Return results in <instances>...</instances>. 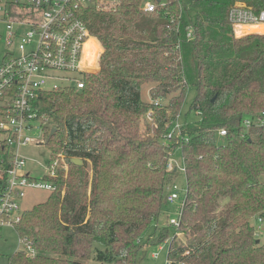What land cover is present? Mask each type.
Listing matches in <instances>:
<instances>
[{"label": "trees", "instance_id": "16d2710c", "mask_svg": "<svg viewBox=\"0 0 264 264\" xmlns=\"http://www.w3.org/2000/svg\"><path fill=\"white\" fill-rule=\"evenodd\" d=\"M94 1L80 16L104 47L99 72L85 74L81 89L42 92L36 103L44 144L69 169L50 179L56 189L45 201L24 210L15 228L35 252L17 251L9 264H137L153 221L166 239L173 224L162 227L159 218L176 171H167L162 137L191 85L190 109L200 117L184 124V237L168 242V264H264L252 222L264 226V126L243 124L264 111V33H235L227 14L237 0H154L152 11L146 0Z\"/></svg>", "mask_w": 264, "mask_h": 264}, {"label": "built area", "instance_id": "2783aa9c", "mask_svg": "<svg viewBox=\"0 0 264 264\" xmlns=\"http://www.w3.org/2000/svg\"><path fill=\"white\" fill-rule=\"evenodd\" d=\"M98 1L105 3L106 0ZM94 3V0H0V21L8 29V50L0 61V134L4 135L0 141V150L3 151L0 154V178L7 174L6 185L0 190V228L15 227L22 219L24 210L21 201L29 189L54 191L56 185L50 179L57 177L59 168L69 169L65 155L59 153L45 167V175L41 179L35 178L21 171L26 158L20 155L19 148L32 142H45V138L35 140L27 135L33 130L35 121L40 122L43 130L42 121L36 114V103L42 92L85 86L84 76L92 72L86 61V45L98 38L91 34L80 16V10ZM155 8L154 0L145 1V10ZM227 18L236 34H240L241 27H262L254 31L264 33V6L258 8L245 0H237L230 6ZM97 53L99 67L103 52ZM243 124L246 129L264 126V111L246 116ZM184 126L176 120L163 139L170 155L166 167L169 172L177 171L172 157L174 151H182L184 143L189 140ZM227 133L225 128L218 131L220 137H225ZM15 144L18 146L17 153L11 149ZM7 163L11 164L9 168ZM182 169L186 172L185 160ZM187 193L188 187L178 216L171 217L170 224L180 225ZM165 196L168 204L180 199L181 190L174 180L165 185ZM260 221L263 223V219ZM26 248L30 253L35 252L30 245Z\"/></svg>", "mask_w": 264, "mask_h": 264}, {"label": "rangeland", "instance_id": "374dc122", "mask_svg": "<svg viewBox=\"0 0 264 264\" xmlns=\"http://www.w3.org/2000/svg\"><path fill=\"white\" fill-rule=\"evenodd\" d=\"M116 0H110V2H114ZM105 6H107L110 3H107V0L105 1ZM256 30V29H254ZM254 30H250V33ZM259 31V30H256ZM254 31V32H256ZM249 31H246L244 33H247ZM7 37H8V29L6 27V24L4 22L0 21V61L4 58V55L6 54V51L8 50L7 45ZM94 38L97 39L96 36ZM99 41V46H101V51L104 52V47L102 43ZM97 62V57H96ZM95 62V66L96 63ZM91 73H98L99 71L91 68ZM149 87L145 86L142 89V97L144 100L148 101L150 100V92ZM196 95V89L194 86H189L182 104V107L180 109V114L178 116V121L181 124H185L187 121L193 122L197 119H199V114L190 109V106L195 98ZM147 121L150 122L151 119L149 117H146L145 119H142V132L145 134L147 133ZM50 133L52 131V128L55 127L52 122H49L48 124ZM27 135L29 137L34 138L35 140H42L44 139L45 132L40 128V122L35 121L34 122V128L32 131L27 132ZM4 138L3 134H0V141ZM224 137H221L220 140H224ZM46 139V138H45ZM162 137V141H163ZM11 149L17 153L18 152V146L17 144L13 145ZM19 153L21 156L26 158V163L22 167L21 171L24 173H30L31 176L41 179L45 175V167H47L51 161H53L52 158L55 156H58V152H55L53 154V151L48 144H36V143H29L26 145H22L19 148ZM174 158V164L177 165V171L175 174V177L172 179H169V181H173L177 183L181 190V197L179 200H177L175 203L172 204H166L164 206V209L160 215L159 223L163 227L164 224H168V220L171 217L178 216L177 212L179 211V206L185 199V190L187 188V178H186V172L182 169L184 167V159L182 155V151L180 149H176L173 153ZM60 170H64L63 168H59L57 170V175L59 174ZM87 173L89 174L90 180L93 178V170H92V162L89 161L87 168ZM91 187V183H90ZM89 188L88 192L90 195ZM52 194V191L46 190V189H29L26 197L21 201L22 202V209L28 210L31 209L34 205L45 201L48 196ZM252 222L256 225L257 235L261 242L264 243V226L263 223H260L256 220H252ZM178 226L171 225L169 227V235L166 239L159 240L160 233L156 230V222L153 221L145 233L142 235V239L144 241V246L139 250L137 254V264H168V252H169V241L172 237H174L175 234H178L179 238L184 237L182 233H179L177 230ZM154 236V237H152ZM152 237V238H150ZM21 250H27L25 243L21 240L20 235L15 227H8L4 226L0 228V264H9L10 256L15 254L17 251Z\"/></svg>", "mask_w": 264, "mask_h": 264}, {"label": "bare ground", "instance_id": "6f19581e", "mask_svg": "<svg viewBox=\"0 0 264 264\" xmlns=\"http://www.w3.org/2000/svg\"><path fill=\"white\" fill-rule=\"evenodd\" d=\"M97 52H100L99 48L94 44V41L92 39L86 45V61L88 63V66H90L89 68H93L95 70L98 69V65L96 64L95 66L96 57L98 55Z\"/></svg>", "mask_w": 264, "mask_h": 264}, {"label": "water", "instance_id": "95a60500", "mask_svg": "<svg viewBox=\"0 0 264 264\" xmlns=\"http://www.w3.org/2000/svg\"><path fill=\"white\" fill-rule=\"evenodd\" d=\"M56 130H57V128L56 127H53L50 134L53 135ZM72 162L75 163V164H77V165H82L83 164V160L81 158H79V157L72 158Z\"/></svg>", "mask_w": 264, "mask_h": 264}, {"label": "crops", "instance_id": "0c3cea01", "mask_svg": "<svg viewBox=\"0 0 264 264\" xmlns=\"http://www.w3.org/2000/svg\"><path fill=\"white\" fill-rule=\"evenodd\" d=\"M240 29H241V30H240V34H237V35L247 34V33H250V30H254V29L251 28V27H241ZM246 30L249 31V32L244 33V32H246ZM238 31H239V30H238ZM253 32H254V31H253ZM97 70H98V71L100 70V65H99V67H98Z\"/></svg>", "mask_w": 264, "mask_h": 264}]
</instances>
